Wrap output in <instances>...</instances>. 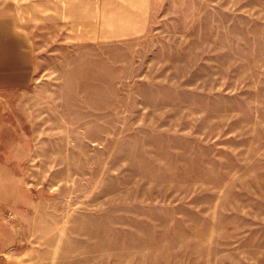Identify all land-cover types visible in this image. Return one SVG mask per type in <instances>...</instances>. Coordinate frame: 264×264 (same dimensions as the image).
Listing matches in <instances>:
<instances>
[{"label":"rangeland","instance_id":"rangeland-1","mask_svg":"<svg viewBox=\"0 0 264 264\" xmlns=\"http://www.w3.org/2000/svg\"><path fill=\"white\" fill-rule=\"evenodd\" d=\"M223 7L160 0L170 28L143 44L16 30L32 76L0 85V264H264V0Z\"/></svg>","mask_w":264,"mask_h":264},{"label":"crops","instance_id":"crops-1","mask_svg":"<svg viewBox=\"0 0 264 264\" xmlns=\"http://www.w3.org/2000/svg\"><path fill=\"white\" fill-rule=\"evenodd\" d=\"M223 13L224 0H216ZM160 0H0V85H23L31 79L33 22L56 24L68 45L144 43L142 36L160 26ZM169 17L167 19L168 23ZM19 25H18V24ZM131 41V42H128Z\"/></svg>","mask_w":264,"mask_h":264}]
</instances>
